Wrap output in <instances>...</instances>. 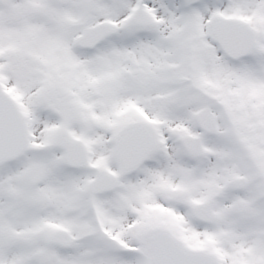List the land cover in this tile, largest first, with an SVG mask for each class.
Listing matches in <instances>:
<instances>
[{"label": "snow or ice", "instance_id": "6c2138e0", "mask_svg": "<svg viewBox=\"0 0 264 264\" xmlns=\"http://www.w3.org/2000/svg\"><path fill=\"white\" fill-rule=\"evenodd\" d=\"M0 264H264V0H0Z\"/></svg>", "mask_w": 264, "mask_h": 264}]
</instances>
